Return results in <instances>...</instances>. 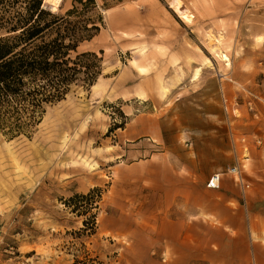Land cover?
Wrapping results in <instances>:
<instances>
[{
  "label": "rangeland",
  "instance_id": "1",
  "mask_svg": "<svg viewBox=\"0 0 264 264\" xmlns=\"http://www.w3.org/2000/svg\"><path fill=\"white\" fill-rule=\"evenodd\" d=\"M172 1L94 0L97 80L0 131V264H264V0Z\"/></svg>",
  "mask_w": 264,
  "mask_h": 264
},
{
  "label": "trees",
  "instance_id": "2",
  "mask_svg": "<svg viewBox=\"0 0 264 264\" xmlns=\"http://www.w3.org/2000/svg\"><path fill=\"white\" fill-rule=\"evenodd\" d=\"M65 14L47 0H0V131L28 133L45 106L66 97L75 83L92 85L101 73L96 52L79 51L100 27L88 16L94 0H76ZM92 23L91 25H89ZM72 264H106L86 251Z\"/></svg>",
  "mask_w": 264,
  "mask_h": 264
},
{
  "label": "crops",
  "instance_id": "3",
  "mask_svg": "<svg viewBox=\"0 0 264 264\" xmlns=\"http://www.w3.org/2000/svg\"><path fill=\"white\" fill-rule=\"evenodd\" d=\"M222 182V181H221ZM174 184H176V182L174 183ZM184 184V181L182 180L181 182H179V185H183ZM208 187V186H207ZM220 187H221V184H220ZM219 187V188H220ZM211 189H218V188H211ZM180 197L182 198V199H185V201L187 202V196L186 195H184V194H181L180 195ZM208 209L210 210V211H212L213 212V214H214V216H215V221H217V223H220L221 221H219L218 220V218H219V213H218V203L216 202V203H212V204H210L209 206H208ZM185 214V212L181 209V208H178V207H175L174 208V210H172L171 211V213L169 214L171 217H175V216H178V217H181V216H183ZM216 226H219L218 224H216ZM163 230H164V228H162ZM186 241H184V245H181V244H179V246L181 245V246H185L186 245ZM178 251H180V249H177ZM235 250V252H238V255H239V253L243 250L239 245H237V247L234 249ZM245 253H246V251H245ZM180 254H181V258H183V260L185 259V258H187L186 257V253L185 252H183V251H180ZM240 256V255H239Z\"/></svg>",
  "mask_w": 264,
  "mask_h": 264
},
{
  "label": "built area",
  "instance_id": "4",
  "mask_svg": "<svg viewBox=\"0 0 264 264\" xmlns=\"http://www.w3.org/2000/svg\"><path fill=\"white\" fill-rule=\"evenodd\" d=\"M227 173L235 176V179L237 181H241L243 183V180L241 179V169L239 165L231 166L228 168ZM224 173L223 172H215L211 175V177L208 179L207 186L209 188H219L221 181L223 179Z\"/></svg>",
  "mask_w": 264,
  "mask_h": 264
},
{
  "label": "bare ground",
  "instance_id": "5",
  "mask_svg": "<svg viewBox=\"0 0 264 264\" xmlns=\"http://www.w3.org/2000/svg\"><path fill=\"white\" fill-rule=\"evenodd\" d=\"M172 4L175 5V6H179L182 4V1L181 0H173L172 1ZM186 17V16H185ZM212 36V35H211ZM213 41V46H212V49L214 51H220L221 47H219V44H220V39H218V37H215L212 39ZM221 53V55H220ZM220 53H218L217 55L220 56L221 58H223L224 60H227L229 61V58L227 55L223 54L221 51ZM229 64V63H228ZM200 73H201V69H197L196 72H195V75L193 76L194 77V80H198L200 78Z\"/></svg>",
  "mask_w": 264,
  "mask_h": 264
}]
</instances>
